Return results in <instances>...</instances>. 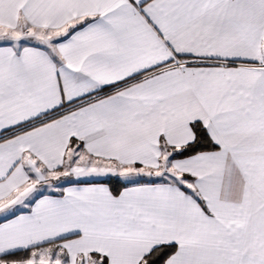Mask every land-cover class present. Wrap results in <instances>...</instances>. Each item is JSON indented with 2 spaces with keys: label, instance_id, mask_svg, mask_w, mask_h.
<instances>
[{
  "label": "snow or ice",
  "instance_id": "obj_1",
  "mask_svg": "<svg viewBox=\"0 0 264 264\" xmlns=\"http://www.w3.org/2000/svg\"><path fill=\"white\" fill-rule=\"evenodd\" d=\"M0 264H264V0H0Z\"/></svg>",
  "mask_w": 264,
  "mask_h": 264
}]
</instances>
